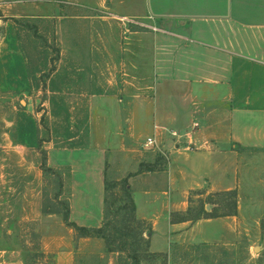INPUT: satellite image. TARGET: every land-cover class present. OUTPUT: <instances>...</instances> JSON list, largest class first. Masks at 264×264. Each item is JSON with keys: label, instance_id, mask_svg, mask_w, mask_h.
<instances>
[{"label": "crops", "instance_id": "1", "mask_svg": "<svg viewBox=\"0 0 264 264\" xmlns=\"http://www.w3.org/2000/svg\"><path fill=\"white\" fill-rule=\"evenodd\" d=\"M105 10L94 56L109 62L99 75L122 76L123 108L108 116L100 96L87 147L43 140L30 105H12L9 96L30 87L27 63L12 26L0 42V94L13 113L0 133V235L4 240L39 226L31 233L43 234L46 264H78L82 252L107 264L115 258L101 239L79 237L61 213L44 212V163L62 176V195L53 201L68 202L71 222L98 229L110 166L119 162L137 218L159 230L152 245L157 253L173 244L224 242L240 226L248 173H257L253 180L264 186V0H109ZM194 122L200 127L193 139L184 147L173 143L168 131L184 134ZM154 134L164 155L143 147ZM230 191L237 195L235 215L172 221L194 199ZM5 245L0 242V264H25L15 260L22 245Z\"/></svg>", "mask_w": 264, "mask_h": 264}, {"label": "rangeland", "instance_id": "2", "mask_svg": "<svg viewBox=\"0 0 264 264\" xmlns=\"http://www.w3.org/2000/svg\"><path fill=\"white\" fill-rule=\"evenodd\" d=\"M108 4L109 0H0V42L5 28L12 26L30 81L23 94L9 96L15 99L12 105H30V111L39 120L42 139L56 146L91 145L92 122L99 121L100 96L107 100L104 109L108 116L123 108L122 76L99 75L101 67L109 62L94 56V48L101 41L100 22H107L102 17L108 16ZM120 21L112 18L111 22ZM109 27L105 28L110 30ZM117 33L123 36L122 31ZM8 102L5 94H0V133L4 130L3 121L13 118ZM119 166V162L110 166L103 223L105 238H99L106 255L115 258V264H264V186H257L258 180H253L257 173H248L238 202L242 213L240 226L229 238L215 244H173L169 252L157 253L152 245L159 230L140 221L136 210L131 209L133 197L127 173ZM47 183L45 203L63 210L62 205L53 201L58 190L55 175H49ZM222 194L194 199L192 211L185 216H203L204 204L220 214L233 212L232 197ZM176 219L178 215L172 216V221ZM34 229L40 227L26 226L23 231L27 233L6 235L4 240L0 235V242L7 247L23 246V255L15 259L19 262L46 264L49 261L43 262V234L31 233ZM78 258V264H107V259L96 253L82 252Z\"/></svg>", "mask_w": 264, "mask_h": 264}, {"label": "trees", "instance_id": "3", "mask_svg": "<svg viewBox=\"0 0 264 264\" xmlns=\"http://www.w3.org/2000/svg\"><path fill=\"white\" fill-rule=\"evenodd\" d=\"M44 174H45V179L48 180V176L49 175H55V180H56V183L58 185V190L57 192L55 193V199L58 200L59 197L62 195V189H63V181H62V176L60 175L59 172L51 169V168H48L46 167V164L44 163ZM142 172V170H139V173ZM215 195H219V194H214L212 197H214ZM222 195H226V196H230L232 197V202H231V209L233 212L231 213H223V214H220L218 213V210L216 209H212L211 211H207L206 208H205V204H204V207L202 208V211H203V216H200L196 219H193V218H188L186 217L185 215H178L179 219H176V220H173V222H186V221H197V220H200L203 218H218V217H227V216H233L236 214L237 212V200H236V191H230V192H224ZM132 202V206H131V209L133 211L136 210V207H135V203L133 201V199L131 200ZM57 203H59V205L63 206V210H60V208L56 207L55 209L53 208V206H50L51 204H47L45 203L44 205V212L45 213H51V212H56V213H61L63 215V220L64 222L71 228H73L77 235L79 237H87V238H102L104 239V225L101 227V228H98V229H88V228H85V227H80L78 226L77 224L73 223L70 221V217H69V214H70V210H69V204L68 202L66 201H57ZM106 205H107V197H106ZM192 211V208H190L188 210L187 213L191 212ZM111 252V251H109ZM113 252V251H112Z\"/></svg>", "mask_w": 264, "mask_h": 264}, {"label": "built area", "instance_id": "4", "mask_svg": "<svg viewBox=\"0 0 264 264\" xmlns=\"http://www.w3.org/2000/svg\"><path fill=\"white\" fill-rule=\"evenodd\" d=\"M121 21L130 22V20L127 18H123V19H121ZM199 127H200L199 123L194 122L192 127L190 128V130H188L184 134L179 133L178 131H174V130H169L168 133L170 134V136L173 140V143H176L179 147H184V145H186L187 142H189L193 139L194 134H195L196 130H198ZM143 147L145 149L152 150V151H155L157 153H161L164 155V153L161 150L162 148H161V145L158 141L156 134L147 137L144 140Z\"/></svg>", "mask_w": 264, "mask_h": 264}, {"label": "water", "instance_id": "5", "mask_svg": "<svg viewBox=\"0 0 264 264\" xmlns=\"http://www.w3.org/2000/svg\"><path fill=\"white\" fill-rule=\"evenodd\" d=\"M255 251L258 252L259 251V248H256Z\"/></svg>", "mask_w": 264, "mask_h": 264}]
</instances>
